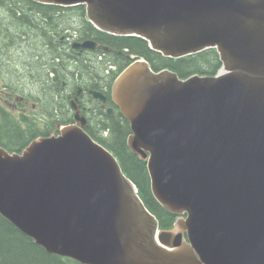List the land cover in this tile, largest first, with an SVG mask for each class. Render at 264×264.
I'll return each instance as SVG.
<instances>
[{"label": "water", "instance_id": "water-1", "mask_svg": "<svg viewBox=\"0 0 264 264\" xmlns=\"http://www.w3.org/2000/svg\"><path fill=\"white\" fill-rule=\"evenodd\" d=\"M31 1L84 6L99 32L140 38L164 58L215 49L221 69L182 79L129 56L112 85L127 147L146 161L171 228L159 229L116 157L83 130L77 99L58 136L20 153L0 146V214L81 264H264V0Z\"/></svg>", "mask_w": 264, "mask_h": 264}, {"label": "trees", "instance_id": "trees-1", "mask_svg": "<svg viewBox=\"0 0 264 264\" xmlns=\"http://www.w3.org/2000/svg\"><path fill=\"white\" fill-rule=\"evenodd\" d=\"M53 7L55 6L42 5L31 0H0V12L5 15V18L1 17L0 21L2 19V21L6 23L5 27H7L4 38L21 44V41H18L17 39H28V37L23 36L32 35V38H36L35 41L40 43L42 42V44H40L38 47H40L41 50H48L49 55L54 57L56 49L55 47L51 46L50 40L52 38H56V42L58 44H64L65 38L62 40V42H59L58 39L62 36V32L65 30V28L70 29L69 42L66 41L70 50L69 66L70 74L72 75L69 79H72V81H74L75 78L79 79L78 84H85L88 86L91 84V82L98 80V78L95 76L104 75L107 78L106 73L109 69L108 66L112 65V62H109V60L114 59V61L117 62L118 60L121 61V59L114 53H105L99 50L96 52L100 55L104 53L108 56L106 61H103L102 59V61H98L96 58L99 56L88 55L85 57L87 58L86 63L83 64L81 62L82 59L77 55L78 51H74L71 48L70 39L74 35H76L79 41L94 40L99 44L103 42L105 46H109L113 49L115 48L117 51L125 49L127 50L126 52L128 54L144 58L147 62H149L153 70L167 68L175 72L180 78H187L193 74L213 76L216 75L218 70L221 68V63L215 50H206L196 55L181 59L164 58L161 56V54L151 51L148 48L147 43L140 38L118 37L113 38L115 41H112L110 40L112 36H106V34L97 31L86 19L81 21L84 22L83 26H81L80 14L84 12V6H76L69 9L70 14L78 15L75 25H72L68 22L70 19L68 17L71 16L70 14L65 18H62L58 15L55 16V12H53L55 9ZM9 30L11 32H9ZM25 31H27V33ZM102 36L107 37L109 42H107V39L105 38L102 39ZM3 44L7 45L8 42L6 43L5 40L2 45ZM38 44L39 43H37V45ZM22 45V52L24 54L26 52V47L31 44L24 43ZM39 56L40 55L38 54V57ZM55 65L56 64L53 63L49 67L50 70L45 71V76H43L45 81L39 82V86L45 84L46 80H48L47 77H49ZM125 66L126 65H124L122 68ZM120 69L121 65L119 66L118 71H120ZM57 83L58 85L60 84L59 82ZM57 83L55 84L56 86ZM49 90V87L48 89L46 87L45 91H41L42 95L47 100H49V95H51V91ZM43 92H45L47 95L43 94ZM47 110L48 108L44 111L46 112ZM99 116L101 119L99 118L97 126L101 136L98 139L92 138L115 155L125 175L136 186L137 192L140 198L143 200L145 206L158 220L159 228H170L173 225L176 217L167 213L154 199L151 193L146 162L140 160L138 156L132 154L127 147L126 140L130 134L129 123L121 115H119L117 119H115L113 116H107L105 114H100ZM94 117L98 119L96 115H94ZM6 118L12 122L11 125L15 126L14 129L11 127V129L8 131L12 130L11 134L14 135H16V132H20L18 130L17 124L13 123V118L8 114L6 115ZM8 131L5 132V135L7 136L9 135ZM35 136H37V133H32V137L24 135L23 137L25 139L23 143H29ZM23 143H10L6 140V138L0 137V145L9 152H13L14 148H19ZM0 264L81 263L69 258L47 253L41 246L37 245L32 238L23 234L10 221L0 214Z\"/></svg>", "mask_w": 264, "mask_h": 264}, {"label": "flooded vegetation", "instance_id": "flooded-vegetation-1", "mask_svg": "<svg viewBox=\"0 0 264 264\" xmlns=\"http://www.w3.org/2000/svg\"><path fill=\"white\" fill-rule=\"evenodd\" d=\"M55 9V16H60L62 18L69 16V7H53ZM80 23L83 26L84 22H81L85 19V13L80 14ZM81 28V27H80ZM77 29V28H76ZM69 30L65 28L62 32V36L59 37L58 41L62 42L65 38L66 41L69 42ZM107 36V35H106ZM101 38V37H100ZM109 39L107 37H103L102 39ZM112 37L110 40L115 41ZM73 40H77L76 35H74L70 39V43ZM102 41V40H101ZM58 44L56 42V38H52L50 44L52 47H55L56 53L54 57L51 58V63L49 65H45L46 71L50 70V66L55 63V67L51 71L48 80H46L45 84L42 86L38 85L35 78L33 76V72H35L36 66L38 68L39 57L38 53L35 51H31L26 47L25 51L28 53L29 57L27 60L29 62L23 60V53L20 49L22 45H18L15 51L12 54H8L9 49H6V44L0 46V51H3V61L11 60L10 64L3 67L0 64V137L6 138L10 143L14 142H24V135L28 137H32V133H37L36 137H48L51 135L59 134V127L63 125H69L74 123V112L70 109V102L74 99H77V105L80 110V114L85 118V125L83 126V130L86 131L91 137L98 139L100 138V132L98 130L97 122L100 114H105L107 116H113L117 119L120 115L119 109L115 106L111 98V89L112 84L117 75L131 63V60L128 56H134L132 54H128L125 50H116L115 48H111V53L116 54L120 57L121 61L117 62L114 59H110L109 62H112V65L108 66L107 78L104 75L95 76L98 78L97 81L91 82L90 85L78 84L79 79L75 78L72 81L70 74V66H69V47L68 44ZM98 43V42H97ZM23 44V43H21ZM101 45H105L101 42ZM23 47V46H22ZM74 51H78V57L82 59V63L85 64L88 55L91 56H99L96 59L98 61H106L108 56L104 53L100 55L97 53L99 50L94 51H84L73 49ZM7 51V52H6ZM97 51V52H96ZM105 53L107 51L100 50ZM5 52V53H4ZM33 52V53H31ZM119 52H122L119 54ZM31 56H35V58L31 59ZM13 57V58H12ZM56 58V59H54ZM18 59H22V61H16ZM102 59V60H101ZM55 60V61H54ZM79 60V59H77ZM58 63V64H57ZM121 65L120 71H118L119 66ZM126 65L124 68H122ZM4 68H9L5 69ZM12 71H11V70ZM37 70V69H36ZM25 72L29 75H20L14 76L16 73ZM15 72V73H14ZM9 77V79H8ZM59 82L60 84L58 85ZM57 83V86L55 85ZM47 85V86H46ZM50 89L51 95H49V100H47L41 93V91L45 88ZM90 91H96L102 93L106 97V102L103 103L97 98H94ZM52 92L54 95H52ZM41 93V95H40ZM50 111H44L47 108ZM113 109V113H108L107 109ZM10 115L13 118V123H16L18 126V130L20 132H16L11 134V129H14L15 126L11 125L12 122L7 120L6 115ZM99 114V115H98ZM96 115L98 119L94 117ZM8 131V136L5 135V132ZM15 132V131H14ZM32 138V140L34 139ZM26 143V142H25ZM23 143L19 148H14L15 152H20L27 145Z\"/></svg>", "mask_w": 264, "mask_h": 264}, {"label": "rangeland", "instance_id": "rangeland-1", "mask_svg": "<svg viewBox=\"0 0 264 264\" xmlns=\"http://www.w3.org/2000/svg\"><path fill=\"white\" fill-rule=\"evenodd\" d=\"M4 14L2 13V12H0V18L2 17V18H5V15L3 16ZM71 16H69L68 18H70L69 20H68V22L70 23V24H72V25H75L76 23V21H77V19H78V15H73V14H70ZM0 44L2 45V43L3 42H5V40H6V43L8 42V44L6 45V47L7 48H10L9 49V51L7 52L8 54H11L13 51H15V49L17 48V46L18 45H22V44H18V43H16V42H13V41H11V40H9V39H5L4 37H5V31H6V28L7 27H5V25H6V23H4L3 21H2V19H1V21H0ZM68 24V23H67ZM68 27V26H67ZM9 32H11L10 30H9ZM26 33H27V31H25ZM23 37H28V39H25V38H21V39H17L18 41H21V43H30L31 45H32V47H31V51H35L36 50V52L40 55L39 56V64H38V68H37V66H36V69H35V72H33V76L35 75L36 76V78H35V80H36V82H43V81H45L44 80V77L43 76H45V71H46V69H45V65H49L50 63H51V58H52V56L51 55H49V52H48V50L46 51L45 49H43V50H41V48L40 47H38L40 44H42V42L40 43V42H37V41H35V39L36 38H32V35L31 36H23ZM52 40V39H51ZM50 40V41H51ZM37 43H39L38 45H37ZM23 46V45H22ZM20 47V49L21 50H23V47ZM30 46V45H29ZM29 46H27L28 48H29ZM44 46V45H43ZM6 48V49H7ZM30 49V48H29ZM5 53V52H4ZM23 53V52H22ZM31 53H33V52H31ZM2 55H3V51L1 50L0 51V64L3 66V67H5V66H7V65H9L11 62V60H8V61H3V57H2ZM28 57H29V55H28V53L27 52H25L24 54H23V60H25V61H27V62H29V60H27L28 59ZM33 58H35V56L33 57V56H31V59H33ZM109 58H111V57H109ZM20 59H18V60H16V61H19ZM20 61H22V59L20 60ZM5 69V71H6V69H9V68H4ZM11 70V69H10ZM12 71V70H11ZM18 72V71H17ZM15 73V72H14ZM18 74H20V75H28L29 77H30V75H29V72L28 73H23V72H21V73H16L14 76H17ZM8 79H9V77H8ZM43 85V84H42ZM41 85V86H42ZM44 91L46 90L45 88L43 89ZM50 91V90H49ZM48 92V91H47ZM42 93V92H41ZM41 93H40V95H41ZM43 94H45V95H47L45 92H43ZM52 95H54V93L52 92Z\"/></svg>", "mask_w": 264, "mask_h": 264}]
</instances>
